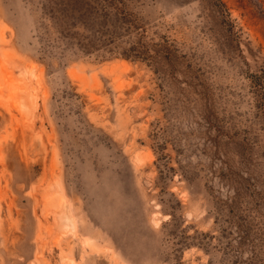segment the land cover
<instances>
[{"label":"rangeland","instance_id":"rangeland-1","mask_svg":"<svg viewBox=\"0 0 264 264\" xmlns=\"http://www.w3.org/2000/svg\"><path fill=\"white\" fill-rule=\"evenodd\" d=\"M262 66L264 0H0V264H264Z\"/></svg>","mask_w":264,"mask_h":264},{"label":"trees","instance_id":"trees-1","mask_svg":"<svg viewBox=\"0 0 264 264\" xmlns=\"http://www.w3.org/2000/svg\"><path fill=\"white\" fill-rule=\"evenodd\" d=\"M221 6H224V5L221 3ZM68 38L70 40L76 39L75 35L74 36L70 35V36H68ZM83 46H84L83 47L84 49L90 48V46L87 43H84ZM250 77H251L254 85L257 87V91H259V93H261L263 96V101H262L261 105L259 106V108H260L261 115H262V123L260 126V131L262 132L263 140H264V66L260 67V69H258L257 73L254 75H251Z\"/></svg>","mask_w":264,"mask_h":264}]
</instances>
